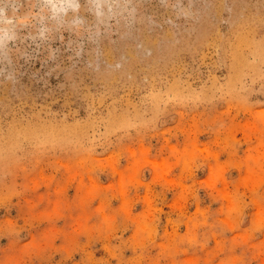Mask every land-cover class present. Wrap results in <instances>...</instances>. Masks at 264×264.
I'll return each mask as SVG.
<instances>
[{
	"label": "rangeland",
	"instance_id": "rangeland-1",
	"mask_svg": "<svg viewBox=\"0 0 264 264\" xmlns=\"http://www.w3.org/2000/svg\"><path fill=\"white\" fill-rule=\"evenodd\" d=\"M142 12L0 82V264H264V0Z\"/></svg>",
	"mask_w": 264,
	"mask_h": 264
},
{
	"label": "clouds",
	"instance_id": "clouds-1",
	"mask_svg": "<svg viewBox=\"0 0 264 264\" xmlns=\"http://www.w3.org/2000/svg\"><path fill=\"white\" fill-rule=\"evenodd\" d=\"M159 3L171 7V0ZM143 6L144 0H0V82L15 83L21 65L41 58L89 55L106 37L138 24ZM151 22L157 23L154 17ZM88 67L100 70L94 60Z\"/></svg>",
	"mask_w": 264,
	"mask_h": 264
},
{
	"label": "bare ground",
	"instance_id": "bare-ground-1",
	"mask_svg": "<svg viewBox=\"0 0 264 264\" xmlns=\"http://www.w3.org/2000/svg\"><path fill=\"white\" fill-rule=\"evenodd\" d=\"M90 184V183H89ZM93 188V187H92Z\"/></svg>",
	"mask_w": 264,
	"mask_h": 264
}]
</instances>
